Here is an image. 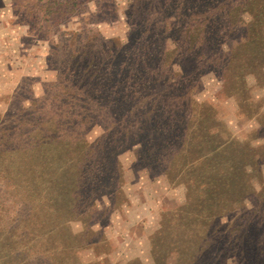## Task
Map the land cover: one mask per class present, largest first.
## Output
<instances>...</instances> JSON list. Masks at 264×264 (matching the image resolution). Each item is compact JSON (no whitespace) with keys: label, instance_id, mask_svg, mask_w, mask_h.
<instances>
[{"label":"rangeland","instance_id":"rangeland-1","mask_svg":"<svg viewBox=\"0 0 264 264\" xmlns=\"http://www.w3.org/2000/svg\"><path fill=\"white\" fill-rule=\"evenodd\" d=\"M263 6L0 0V264H264Z\"/></svg>","mask_w":264,"mask_h":264},{"label":"trees","instance_id":"trees-1","mask_svg":"<svg viewBox=\"0 0 264 264\" xmlns=\"http://www.w3.org/2000/svg\"><path fill=\"white\" fill-rule=\"evenodd\" d=\"M263 9H264V6H263ZM201 152H204V150L201 151ZM205 155H203V156H205ZM203 156H201L200 159H202ZM207 162H208V159H204L201 162V165L206 166V163ZM222 162H223V160H222ZM222 162L220 163V160L217 159L215 161V163H213L214 164V167L213 166H211V167L210 166H207V168H204V174L201 175L204 178L199 181V185L200 186H204V188H206L208 186L209 189H211L210 187L212 185H221L224 182L228 181L226 179V177L228 175L225 176V174H226V169L224 168L225 165ZM209 168H211V169H209ZM233 172L235 173V171H233ZM87 174L88 173H85V175H87ZM233 179H235V178H233ZM201 205L207 206V208L210 210L211 207H213L215 204H214V202L213 203H210V202L206 203V201L204 200ZM196 207H197V209H199V208L201 209V207H199V206H197V204H195V206L191 208V213H194L195 212L194 210H195ZM193 215L195 216V214H193Z\"/></svg>","mask_w":264,"mask_h":264}]
</instances>
